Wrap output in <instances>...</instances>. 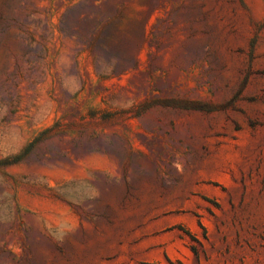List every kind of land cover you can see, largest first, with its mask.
I'll return each mask as SVG.
<instances>
[{
    "label": "rangeland",
    "instance_id": "374dc122",
    "mask_svg": "<svg viewBox=\"0 0 264 264\" xmlns=\"http://www.w3.org/2000/svg\"><path fill=\"white\" fill-rule=\"evenodd\" d=\"M0 264H264V0H0Z\"/></svg>",
    "mask_w": 264,
    "mask_h": 264
}]
</instances>
